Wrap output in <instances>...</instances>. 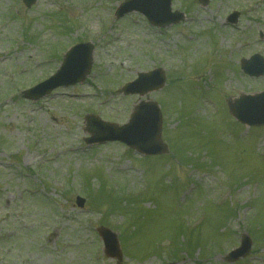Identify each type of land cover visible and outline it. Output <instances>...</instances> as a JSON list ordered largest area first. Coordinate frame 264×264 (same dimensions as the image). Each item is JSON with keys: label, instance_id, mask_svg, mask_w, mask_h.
<instances>
[{"label": "rangeland", "instance_id": "obj_1", "mask_svg": "<svg viewBox=\"0 0 264 264\" xmlns=\"http://www.w3.org/2000/svg\"><path fill=\"white\" fill-rule=\"evenodd\" d=\"M122 1L0 0V264H264V126L239 124L227 107L264 90V75L240 69L264 58V0H172L186 18L167 27L116 18ZM87 41L82 83L22 98ZM157 67L160 90L119 92ZM141 99L160 106L165 155L85 142L87 114L121 125ZM101 226L118 233L121 262L104 255ZM242 233L250 255L227 262Z\"/></svg>", "mask_w": 264, "mask_h": 264}, {"label": "water", "instance_id": "obj_2", "mask_svg": "<svg viewBox=\"0 0 264 264\" xmlns=\"http://www.w3.org/2000/svg\"><path fill=\"white\" fill-rule=\"evenodd\" d=\"M200 1L205 2L206 0ZM24 2L29 6L35 0H24ZM169 2L170 0H128L118 8L116 14L122 15L127 11L137 9L145 14L150 21L155 20L156 23L167 24L175 19L170 18L172 20L168 21L165 16ZM92 49L93 46L90 43L74 46L64 56L62 65L55 75L24 91L22 95L25 98L37 100L58 86H67L84 80L90 70ZM260 67H262V63ZM259 73H262V71ZM163 83V73L157 70L149 74L139 75L136 81L126 84L122 90L124 93L139 92L144 94L146 91L161 87ZM228 106L230 113L240 122L248 125L264 124V92L255 96H242L233 102L229 101ZM86 120L88 122L92 121L101 127L95 129L96 134L99 136L106 135L109 130L112 132L109 137L110 140H121L141 153L159 154L167 151V146L161 141L160 137L161 114L157 105L153 102L139 104L129 123L120 127L115 124L101 122L93 116H86ZM100 230H102L105 237L106 254L120 260L121 251L115 235L107 229ZM249 244V239H242L241 247L230 254H233V256H227V259L232 261L247 255Z\"/></svg>", "mask_w": 264, "mask_h": 264}]
</instances>
